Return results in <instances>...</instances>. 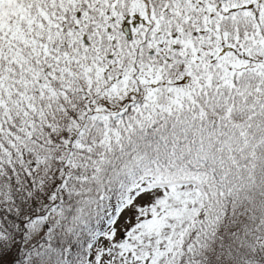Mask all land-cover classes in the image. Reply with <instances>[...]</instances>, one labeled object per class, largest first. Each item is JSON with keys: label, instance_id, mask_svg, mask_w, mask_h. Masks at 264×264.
<instances>
[{"label": "snow or ice", "instance_id": "6c2138e0", "mask_svg": "<svg viewBox=\"0 0 264 264\" xmlns=\"http://www.w3.org/2000/svg\"><path fill=\"white\" fill-rule=\"evenodd\" d=\"M0 264H264V0H0Z\"/></svg>", "mask_w": 264, "mask_h": 264}]
</instances>
